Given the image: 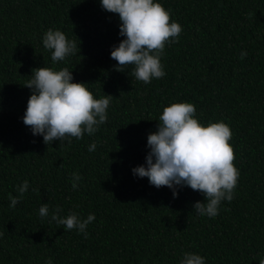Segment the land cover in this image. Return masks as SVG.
<instances>
[{
    "label": "trees",
    "instance_id": "trees-1",
    "mask_svg": "<svg viewBox=\"0 0 264 264\" xmlns=\"http://www.w3.org/2000/svg\"><path fill=\"white\" fill-rule=\"evenodd\" d=\"M161 3L182 31L163 50L165 75L144 83L132 65L114 67L121 22L99 0H0V264H179L185 252L206 264H258L264 256V0ZM49 28L79 45L55 65L42 44ZM42 66L67 67L96 98L113 96L95 133L60 146L23 123L26 85ZM180 101L231 129L239 176L214 217L194 210L205 199L198 190L184 186L174 198L132 173L145 164L163 108ZM25 179L29 189L9 207ZM57 206L60 216L94 213L87 235L52 221Z\"/></svg>",
    "mask_w": 264,
    "mask_h": 264
},
{
    "label": "clouds",
    "instance_id": "clouds-1",
    "mask_svg": "<svg viewBox=\"0 0 264 264\" xmlns=\"http://www.w3.org/2000/svg\"><path fill=\"white\" fill-rule=\"evenodd\" d=\"M101 7L119 16V35L124 37L114 45L110 57L117 61L116 70L123 71L132 65V75L138 81L149 83L153 78L165 75L161 57L166 43L176 41L182 26L170 19V10L161 0H99ZM45 49L51 50V61H63L75 54L79 45L66 37L60 29H47L42 36ZM246 55L242 52L241 57ZM26 87L31 89L22 120L33 135H42L44 143L60 141V146L71 138L91 135L107 120V108L112 95L96 98L89 84L76 82L72 70L67 67H38L33 69ZM157 129L147 136L145 164L132 168L138 177H147L149 184L159 188L167 186L173 197L178 189L188 186L203 194V201H196L194 210L199 215L214 217L221 201H231L239 176L234 166L230 126L223 120L204 123L196 116L193 103L173 102L165 106L158 119ZM96 148L88 145L89 152ZM72 187L80 180L72 174ZM29 189L25 179L17 186L18 195H9V207H15ZM34 191L36 189H33ZM57 206L51 212V220L63 225L64 230L77 229L87 235L86 226L95 219L90 213L81 218L76 212L59 215ZM39 215H49V205L42 203ZM51 264V261L48 262ZM179 264H206V258L197 252H185ZM258 264H264V256Z\"/></svg>",
    "mask_w": 264,
    "mask_h": 264
}]
</instances>
